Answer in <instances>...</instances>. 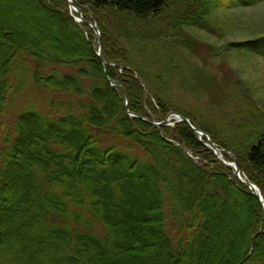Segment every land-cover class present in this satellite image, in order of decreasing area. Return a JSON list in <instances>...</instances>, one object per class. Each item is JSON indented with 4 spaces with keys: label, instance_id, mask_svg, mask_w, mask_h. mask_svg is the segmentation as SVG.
Segmentation results:
<instances>
[{
    "label": "trees",
    "instance_id": "obj_1",
    "mask_svg": "<svg viewBox=\"0 0 264 264\" xmlns=\"http://www.w3.org/2000/svg\"><path fill=\"white\" fill-rule=\"evenodd\" d=\"M30 1L52 15L58 26L54 35L73 45L38 46L19 31L10 37L0 34V91L10 94L0 113L15 110L24 84L49 108L42 110L32 101L9 129L0 123V264H210L220 251L217 264H264L259 200L230 178V170L187 124L159 127L128 114L124 92L106 79L92 30L74 20L66 0ZM75 2L86 20L98 24L106 61L123 67L120 73L108 65V75L124 85L130 111L150 121L165 120L172 110L186 115L237 155L242 172L264 195V124L250 131L243 123L220 130L202 113L173 105L167 89L152 85L159 77L174 76L167 69L170 61L160 58L159 70L146 71L122 50L120 40L150 38L156 23H170L158 40L173 39L196 57L197 30L209 23L214 8L247 9L257 0ZM139 23L148 24L150 34L136 31ZM228 46L244 51L239 55L264 58V34ZM227 51L219 50L225 56ZM207 71L192 66L184 89L211 88ZM230 205L245 212L248 222L247 228L234 229L242 233V245L223 247L215 220ZM87 214L89 222L84 221Z\"/></svg>",
    "mask_w": 264,
    "mask_h": 264
},
{
    "label": "rangeland",
    "instance_id": "obj_2",
    "mask_svg": "<svg viewBox=\"0 0 264 264\" xmlns=\"http://www.w3.org/2000/svg\"><path fill=\"white\" fill-rule=\"evenodd\" d=\"M258 1L262 2L247 9L219 10L218 7L214 8L209 23L200 26L196 33L198 38L195 48L198 50L197 54L199 56L194 57L189 52L175 46L172 43L173 39H168L164 43L158 40V36L165 35L166 27L170 23L164 25L156 23L153 26L150 38L145 36L120 38L122 50L131 53L133 58L136 59L134 61L135 65L142 62L141 67L149 72L152 69L159 70L158 68L161 67L160 58L166 59L167 62L170 61L167 69L174 76L167 79L164 77V80L159 77L152 82V85L167 89L170 94L169 99L172 100L173 105L179 106L185 111L188 109L191 112L202 113L204 121L208 122L209 119L211 122H208V124L218 127L220 130H229L238 123H243L247 131L254 130L264 124V59L256 57V55H239L244 54V51H235L233 47H231V50L228 44L264 34V0ZM14 8L22 10L20 12ZM54 8L56 10L61 9L60 6ZM51 18L52 15L44 13L39 4H33L30 0H0V23L2 25L0 34L10 37L14 35L13 30L19 31L27 39L26 42H38V46L56 44L68 49V46L71 47L73 43L69 39L54 35L58 30V26ZM11 21L14 23L13 26ZM10 24L11 28L9 29ZM137 25L139 26H135V30L139 31L140 34H150L148 24L139 23ZM131 27L130 25V29ZM131 31L133 30L131 29ZM177 33L180 32L177 31ZM92 34H94L95 43L93 30ZM219 50H230L225 52L229 55H220ZM168 51L174 53L178 58L167 55L166 52ZM218 54L219 56H217ZM181 57L182 61L180 62ZM227 57L231 62H227ZM176 59H178V62ZM192 63L196 65V69L201 68V66L207 68V72L212 78L209 82L212 84L211 88L205 87L204 90L199 88L193 93L184 89L185 83L188 81L185 78L190 79L192 77L190 76V69L195 66ZM121 64H124V62L122 61ZM125 64L128 67L132 66V64ZM229 81L236 83L231 95L228 90H224V86L223 88L218 87V84L227 85L226 83ZM195 84H198V81ZM40 96L39 93L33 91L31 86L24 84L23 89L16 96L15 110H11L6 115L0 113L2 127L6 126L9 129L18 111L23 109L26 104L28 105L29 102L38 101L40 108L47 111L49 109L48 104ZM220 97L221 99L218 101ZM66 99V97H62L60 100L64 101ZM152 102L154 107L158 108L156 102ZM2 142L3 140H1ZM231 156V154L228 156V161L233 160ZM232 171L230 170L235 178L234 171ZM244 213L234 205H230L223 218L215 220V230L217 235L219 234L216 239L218 240V237L222 238L223 242H220L223 247H230L232 243L236 242L240 246L242 245V233L237 235L234 229L238 225L245 228L248 221L245 222ZM84 221H91L88 214L85 215ZM225 250L227 249L225 248ZM220 252L215 253V256L210 259V264H217L221 261H218L221 257Z\"/></svg>",
    "mask_w": 264,
    "mask_h": 264
},
{
    "label": "water",
    "instance_id": "obj_3",
    "mask_svg": "<svg viewBox=\"0 0 264 264\" xmlns=\"http://www.w3.org/2000/svg\"><path fill=\"white\" fill-rule=\"evenodd\" d=\"M69 1H70L71 5H74V3H73L72 0H69ZM93 28H94L96 31L98 30V28H97L95 25L93 26ZM100 59L102 60L103 64L106 65V63H105L104 58H103L102 55L100 56ZM113 84H117V85H119L118 82H113ZM178 116H179V118H180L181 121L190 124L189 120H188L186 117L181 116V115H178ZM193 129H194L196 132H198L201 136H203V137H205L206 139H208V140L210 141V145H211L213 148H215L214 143L209 139V137H208L207 134H204V133H202L201 131H198V130L195 129L194 127H193ZM238 171H239V170H238ZM244 183H245L247 186H249V188L252 190L253 194H254V195L260 200V202L264 205V198H263V196H262V193H261L260 189H259L256 185H254L253 183H251V182H244Z\"/></svg>",
    "mask_w": 264,
    "mask_h": 264
},
{
    "label": "bare ground",
    "instance_id": "obj_4",
    "mask_svg": "<svg viewBox=\"0 0 264 264\" xmlns=\"http://www.w3.org/2000/svg\"><path fill=\"white\" fill-rule=\"evenodd\" d=\"M70 15L74 17V20H75V21L77 20V17L75 16V14L70 13ZM79 22L81 23V22H83V21L79 18ZM96 43H99V44L103 47V45H102V35H101V38H100L98 41L95 39V44H96ZM98 55H101V53H98ZM143 87H145L144 83H143ZM145 88H146V87H145ZM9 96H10L9 91H7V92H3V91L1 90V91H0V105H5L6 102L8 101ZM1 114H2V115H3V114L6 115V114H7V110L2 111ZM231 178H232V177H231ZM232 179H233L235 182H238L235 178H232Z\"/></svg>",
    "mask_w": 264,
    "mask_h": 264
}]
</instances>
